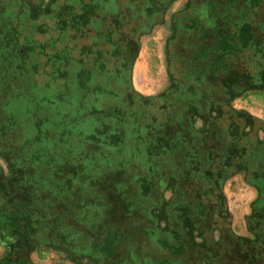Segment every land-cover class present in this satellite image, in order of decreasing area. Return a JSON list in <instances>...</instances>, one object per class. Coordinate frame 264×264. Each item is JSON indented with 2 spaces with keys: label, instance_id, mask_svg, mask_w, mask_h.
I'll use <instances>...</instances> for the list:
<instances>
[{
  "label": "flooded vegetation",
  "instance_id": "af4514ba",
  "mask_svg": "<svg viewBox=\"0 0 264 264\" xmlns=\"http://www.w3.org/2000/svg\"><path fill=\"white\" fill-rule=\"evenodd\" d=\"M239 1L0 0V157L8 168L0 167V264H264V65L253 71L233 60L240 49L225 47L240 29L224 22V10ZM245 12L263 40L255 61H264V0ZM42 25L71 34L73 44L42 56L57 65L40 74L43 91L57 92L55 102L31 95L43 132L30 143L18 34L47 32ZM59 38L54 47L67 49ZM145 40L164 69L153 95L133 83ZM76 93L92 104L73 120L51 117L56 101L70 105ZM45 104L53 106L47 116ZM85 115L103 129L76 158L69 129ZM101 144L107 152L92 154ZM114 158L118 170L101 166ZM233 177L252 191L239 220L227 192Z\"/></svg>",
  "mask_w": 264,
  "mask_h": 264
},
{
  "label": "rangeland",
  "instance_id": "374dc122",
  "mask_svg": "<svg viewBox=\"0 0 264 264\" xmlns=\"http://www.w3.org/2000/svg\"><path fill=\"white\" fill-rule=\"evenodd\" d=\"M252 4L253 6H255V4L260 8L263 4V0H240L237 3V6L235 8L234 11H230L228 12L227 10H224V22L228 19L231 18V23L232 24H238L239 25V31L237 33V35H235V39L234 41H231L230 39H226V49H229V47L231 46L233 49H240L239 51H234L235 53V57H234V61H239L242 63H245L244 66H250L251 70L256 71L259 69V64H263L264 65V61H255V60H260L259 57L262 55L263 50H262V46H263V40L260 36H258V32L259 30L254 31L253 26L254 24H252L251 17L246 15V7L249 4ZM226 16V18H225ZM255 18V17H253ZM250 19V20H249ZM221 21L222 24L224 23L221 17ZM260 21L261 19L258 21V25L255 24L257 27L260 26ZM53 22V23H51ZM44 22H41V24ZM45 24V23H44ZM50 24H55L54 21H48V25ZM30 26V24H29ZM46 26L42 25L41 28H46V31H40V29H38L37 27H34L32 29V31H29L26 33V35H24V38L22 39V35H20V46L21 48H23L25 53H26V58L22 59V64H23V68L26 71V75H25V83L23 82L22 86L23 89L25 91L24 94V98L21 99V104H23L25 107L23 110H25L26 108L30 111L31 114H26V120L24 122V124L22 123L23 126H25V128L27 129V133H26V137L32 135L37 129L38 130H42V122H41V127L38 125L37 129L35 128V119L37 117H39V111L34 110L33 105L30 104V101L32 100L31 95L34 94L36 96L39 97H44L45 100H48L50 102H55L54 98L52 97L53 95L56 94L57 92V88L52 87L49 90L45 89L43 91V88H45L46 82L45 81H41V78L39 77L40 74L44 77L45 75L43 74V72L48 71L53 72L56 70L57 65L54 63V61H51V64L49 61H43V57L45 56V58H50V57H57L58 55H60L61 52H66V50H71L72 48V39H71V34H67V35H63V37L61 35H59L58 37H60L59 39H61L64 42V47L65 45H67V49L65 48H57L58 45H55L54 47V43L56 41L57 34L56 33H51L53 29H48ZM243 30V32H242ZM42 32V33H40ZM9 38H5V41H7ZM25 39V40H24ZM52 43H50L51 41H53ZM14 41H17V38H14ZM260 41L259 44H257ZM247 42V43H246ZM19 43V42H18ZM244 43H246V45L244 46ZM51 44L53 46H51ZM244 46V47H243ZM55 48H57L55 50ZM17 52V51H16ZM21 51H18V53ZM4 54V52H3ZM42 54V55H41ZM45 54V55H43ZM146 54V51L145 53ZM40 56V57H39ZM43 56V57H42ZM258 56V57H257ZM41 58L42 61H40L39 58ZM38 61V62H37ZM139 62V61H138ZM138 64V63H137ZM136 64V68L134 70L133 73V83L135 86V89H137L136 91L138 92H142L144 93L143 95H153L155 93H157L160 89H162L163 84H164V69H163V64L160 61H140V63L137 65ZM37 66V67H36ZM34 69L37 72H34ZM219 72L222 74V65L219 66ZM34 73V76L32 75ZM228 69H224L223 75H224V79H228L229 77H231L228 74ZM11 77H14L13 72L11 74H9ZM226 75V76H225ZM39 77V78H38ZM239 79L242 78V76H237ZM34 78V79H33ZM31 79H33V82H28ZM80 85L82 86V92L84 91L85 87L88 86L87 82L82 81L80 82ZM81 94L76 93L74 95L71 96V98L69 99V103L70 105L67 104H62L61 102L59 103L58 101H56V107L57 110L55 108V114L52 115L51 117H54L55 120H57L58 122H64V120H66V118L72 119L73 120V116L74 115H70V114H76V113H81L83 110V108L80 105H85V104H89L91 105V101L90 100H81L79 98ZM47 102V101H46ZM49 103V102H47ZM60 105V106H59ZM45 107H42L43 109L41 110V114L44 116H47L49 111L52 109L53 106L51 105H44ZM88 106V105H86ZM65 112L68 115L62 113ZM79 124L78 126H76V130H72L69 129L72 132V138L70 140V143L75 146V150H74V155L77 157H80V153H83L84 155H86L87 152H85L87 149H89V147L91 145H94V143H92L90 140V136L95 135L97 131L103 129L102 126L98 123L99 121H96L95 117H86L82 116L81 119H79ZM92 123V124H91ZM94 126V128H96V130H90L88 129L89 125ZM58 129L57 131L60 130H65L64 126L62 124L58 125ZM65 134V133H62ZM36 133L32 136H30L28 138V140L30 141V143H32L34 141V138L36 137ZM58 135H60L58 133ZM58 139L53 138V140ZM114 142H117L116 140ZM126 144H132V140H126L125 142ZM59 145V144H58ZM62 146L59 147V149H61ZM99 148L96 150V152L94 153V151H91L92 154L94 155H98L99 152H107L105 151V147L103 144L98 146ZM87 148V149H86ZM129 148V147H128ZM57 153H63V157L66 158L68 156V154L63 151V150H59ZM141 152H143L144 150H142L139 146L138 148ZM90 151V150H89ZM137 150H125V155H129L130 153H137ZM73 155V156H74ZM145 157V156H144ZM100 157H97L95 159H98ZM131 158V157H129ZM101 162V166L103 168H105L107 166V163L110 162V165L112 168H115L114 171L118 170V166L120 163V160L118 158H114V160H103L100 159ZM0 167L2 171H6L8 170L7 168V159L5 157H0ZM121 175V174H120ZM239 188H243L246 191H248L247 185H242L240 182H234L233 184V188L229 189V193L230 192H235L239 198L242 197V195H246V191L242 189V194H239ZM230 195V194H229ZM230 197V196H229ZM238 198L233 197V201L231 203H233V209L235 210V214L237 217V220H239L242 215L248 210L247 206L248 203L246 200L249 199V197L244 198V200L242 201L241 198L240 200H236ZM231 200V197H230ZM242 219V218H241Z\"/></svg>",
  "mask_w": 264,
  "mask_h": 264
},
{
  "label": "crops",
  "instance_id": "0c3cea01",
  "mask_svg": "<svg viewBox=\"0 0 264 264\" xmlns=\"http://www.w3.org/2000/svg\"><path fill=\"white\" fill-rule=\"evenodd\" d=\"M105 1H107V2H111V0H105ZM94 2L95 3H97V0H94ZM159 49V48H158ZM157 49V46H153V45H151L150 43H148L146 40H145V43H144V45L142 46V48H141V52H140V55H139V58H138V60L136 61V64L138 63H140V61H150L151 60V58H152V56H153V54H155L156 53V51L158 50ZM145 51H146V54H144L145 53ZM160 57V56H159ZM139 61V62H138ZM136 64H135V68H136ZM137 64V65H138ZM135 68H134V70H135ZM237 180V181H236ZM234 182H235V184H236V182H240L242 185H246V183H245V181L244 180H242L241 178H240V180H238L236 177H233V178H231V180H230V182L228 183V185H230L228 188H227V192L229 193V189H231V188H233V184H234ZM248 188V187H247ZM240 190H239V194H242V189L243 188H239ZM245 189H243V191H244ZM246 191V190H245ZM251 192L252 191H250L249 189H248V191H246V195L244 196V195H242V197L241 198H243V199H241V198H239V196L235 193V192H230V195L231 196H233V197H236V198H238V199H236V200H244V198H246V197H249V198H251ZM247 201V200H246Z\"/></svg>",
  "mask_w": 264,
  "mask_h": 264
}]
</instances>
